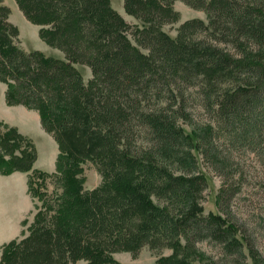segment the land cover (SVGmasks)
Returning <instances> with one entry per match:
<instances>
[{"label": "trees", "instance_id": "1", "mask_svg": "<svg viewBox=\"0 0 264 264\" xmlns=\"http://www.w3.org/2000/svg\"><path fill=\"white\" fill-rule=\"evenodd\" d=\"M14 1L64 59L13 45L16 29L0 5L4 100L36 112L59 153L55 173L47 174L32 168L34 147L15 129L0 136V174L28 173L35 205L21 237L2 246L0 264H117L115 252L171 240L183 241L179 251L210 241L244 259L245 238L225 217L238 180L225 173L217 143L251 144L260 135L264 0H124L134 25L110 0ZM176 1L206 21H185L171 37L163 27L178 23ZM76 65L90 69L87 83ZM189 89L208 123L187 113ZM193 151L224 180L217 214L201 205L207 183ZM87 160L101 176L91 191L80 177ZM46 179L57 184L52 196L43 190ZM156 264L188 263L169 256Z\"/></svg>", "mask_w": 264, "mask_h": 264}, {"label": "rangeland", "instance_id": "2", "mask_svg": "<svg viewBox=\"0 0 264 264\" xmlns=\"http://www.w3.org/2000/svg\"><path fill=\"white\" fill-rule=\"evenodd\" d=\"M123 1L110 0L112 9L126 23L130 25L137 24V21L124 11ZM0 5L7 9V22L16 29V37L12 39L13 45L18 46L25 52L38 51L47 57L64 59L63 54L59 50L50 47L41 40L39 36L40 28L24 17L14 0H0ZM173 8L179 15L178 23L163 27V30L171 37L176 35L177 28L185 21L193 19L206 21L204 12L192 9L181 1H176ZM76 69L80 72L84 83H87L91 78L90 69L82 65H76ZM5 90L6 85L0 82V136L5 134L7 127L15 129L34 147L35 160L32 168L47 174H54L59 153L57 143L51 134L43 131L36 112L6 105L4 100ZM195 92L196 90L193 89L185 92L187 95L191 94L186 99V111L190 114L194 123L198 125L208 123L211 116L203 110L202 103ZM257 127L260 135L257 137L254 135L257 138L254 143L232 144L223 139L217 143L221 157L226 159L225 166L227 169L225 173L235 175L237 177L235 179L238 180L234 181H237L236 185L233 184V189L236 193L228 203L225 217L227 216L230 221L238 226L241 235L245 238L242 244L244 259L239 260L237 255L232 256L225 253L218 245L210 241L197 243L193 251L186 249L179 251L177 242L184 246L183 241L171 240L146 245L137 253L126 250L115 252L111 255L114 261L117 264H156L161 258L176 256L183 257L188 264H264V122H260ZM185 129L186 131L189 130L187 126ZM142 138H139L137 142L142 141ZM79 141L81 140L79 139ZM17 152L15 151V153ZM193 155L198 170L204 175L207 183V188L201 198V205L205 213L217 214L219 212L216 207V196L222 184H224V180L222 176L211 170L208 164L202 162L199 152L193 151ZM8 157L6 152H3V158ZM81 167L83 172L80 177L84 179L83 190L91 191L98 188L101 183V176L97 171L96 165L87 160ZM13 174L21 175L26 180V190L28 197L32 201L33 209L24 219L31 222L35 212V205L30 190H28V173L15 171L9 175L0 174V177H9ZM224 177L226 176L224 175ZM43 190L48 196H52L58 190L57 184L51 179H46ZM23 221H21L20 232L24 230ZM2 226H6L4 222ZM7 229L8 232H12L15 228L11 225ZM12 234H14V231ZM12 234H4L1 240L10 237ZM20 237L21 233L14 239L18 240ZM4 244L6 243L0 244V255ZM77 264L84 263L78 262Z\"/></svg>", "mask_w": 264, "mask_h": 264}, {"label": "crops", "instance_id": "3", "mask_svg": "<svg viewBox=\"0 0 264 264\" xmlns=\"http://www.w3.org/2000/svg\"><path fill=\"white\" fill-rule=\"evenodd\" d=\"M24 108L22 106H17ZM33 209L32 201L26 190V180L21 175L13 174L0 177V244L7 243L21 233V221L25 220ZM3 221L6 225L2 226ZM14 226V234L8 232V227ZM12 235L1 240L4 234Z\"/></svg>", "mask_w": 264, "mask_h": 264}]
</instances>
